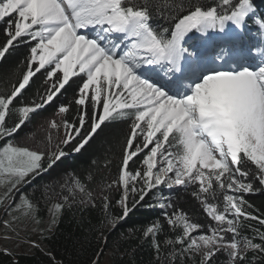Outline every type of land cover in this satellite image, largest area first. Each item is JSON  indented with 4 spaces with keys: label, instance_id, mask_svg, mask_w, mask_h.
Segmentation results:
<instances>
[{
    "label": "snow or ice",
    "instance_id": "obj_1",
    "mask_svg": "<svg viewBox=\"0 0 264 264\" xmlns=\"http://www.w3.org/2000/svg\"><path fill=\"white\" fill-rule=\"evenodd\" d=\"M249 23L262 39L245 45ZM0 34V65L28 45L22 69L0 74L6 233L18 236L16 225L28 221L39 235L27 243L43 251L71 212L86 243L102 242L89 261L99 264L111 232L167 186L190 191L210 220L206 230L168 202L162 220L121 233L113 254L135 237L151 242L152 264H218V256L224 264H264V212L245 198L264 195V12L256 0H0ZM42 71V91L24 99ZM80 74L86 78L71 99L18 139ZM117 119L130 123L114 178L95 174L110 169L108 157L102 167L93 160L83 172L52 175ZM46 255L48 264H64L51 249Z\"/></svg>",
    "mask_w": 264,
    "mask_h": 264
},
{
    "label": "trees",
    "instance_id": "obj_2",
    "mask_svg": "<svg viewBox=\"0 0 264 264\" xmlns=\"http://www.w3.org/2000/svg\"><path fill=\"white\" fill-rule=\"evenodd\" d=\"M256 3L259 10L264 12V0H256ZM246 33H252L255 39H262L259 36L257 29L251 25V23L247 25ZM2 40L3 35L0 34V41ZM27 48L28 45L26 43L17 45V47L8 55L3 64L0 65V74H9L16 70L17 66L20 65V62L23 60L24 55L27 52ZM22 67L23 66L20 65L21 69ZM43 77V71L37 74L32 81L31 87L24 93V99H32L38 88L42 91ZM79 85V81H70L69 86H66L67 91H63L53 105L46 106L44 110H41L38 114L34 115L31 122H29L22 129L18 139L24 137L45 118L50 117L58 104L62 102L67 103ZM75 115L76 112L73 107L72 111L67 115V118L71 121ZM129 123L130 121L120 119L106 122L105 125H102V129L98 130V134L95 139L90 143V145L86 146V149L83 150L82 153H71L67 159L63 160V162L55 168L52 175L54 176L66 168L75 169L77 172H83L90 167L93 160L99 161L102 167L104 158L108 157L112 160L110 169H105L103 171L97 169L95 170V174L98 180L101 176L114 178L117 174V166L119 164L120 146L127 134ZM130 167L135 170L139 167V164H131ZM47 179H49V176L37 178L35 184H40ZM29 190V187L25 188V191ZM165 190L166 188H160V192L162 194H165ZM153 193L146 196L145 200L130 213V216L125 221L121 222L120 225L109 235L108 246L104 248V251L109 250L111 255V264H152L154 257L153 251L150 247V241H140L135 237L130 238L127 241L120 240V251L115 254H113V245L114 242L119 240L121 233L127 235L129 230L142 229L154 220H162V211H172L170 208L162 210L157 208L152 200V198H154ZM169 193V195H164L165 197H168L165 200V204L171 202L177 208L186 213L192 222L204 225V229H202V231L206 230L210 220L206 217V214L203 213L199 202L191 196L190 191H185L181 188L173 189ZM113 196L116 199L119 198L116 193H113ZM245 198L249 200L260 212H264V195L253 194L247 195ZM116 212H119L118 208L116 209ZM45 214L46 212H42L41 216H44ZM79 219V215L74 217L71 212H65L59 222V226L53 230V239L43 242V251L34 249L32 254L11 253V255H5L3 249L0 248V264H13V260H15L17 264H48V256L46 253L49 249L55 253L58 260L62 259L64 264H89V261L94 258V255L99 250L102 242L98 244L95 239H92L91 244L86 243L83 240L82 229L77 223ZM95 220L96 214L93 213V223ZM251 223L255 224L254 221ZM165 232L172 235L166 224ZM248 234L251 235V233ZM135 235L138 236L139 232L137 231ZM161 239H163V236H161ZM217 260L218 264H224L223 257L218 256Z\"/></svg>",
    "mask_w": 264,
    "mask_h": 264
},
{
    "label": "rangeland",
    "instance_id": "obj_3",
    "mask_svg": "<svg viewBox=\"0 0 264 264\" xmlns=\"http://www.w3.org/2000/svg\"><path fill=\"white\" fill-rule=\"evenodd\" d=\"M245 39H247V42H243V44L247 45V44H256V42L258 41V39H254V36L248 34L247 38L245 36ZM242 39V40H245ZM257 47H260V45H257ZM259 57H257V61H258ZM254 63V62H253ZM86 78L83 76V74H80L79 76L76 77H72L71 81H79L80 84H82L83 79ZM163 188H166L165 190V194H162L159 191H155L154 190V198H152V200L154 201V205L161 209L160 207L161 204H165V200L166 198H168L167 196L165 197L164 195H169L170 191H172L173 189H169L167 186H162ZM169 193V194H168ZM163 197L164 199H160V197ZM0 217H3L4 219H7L6 216L3 215V211L0 210ZM43 217V223L40 225L41 228L46 227L47 226V222H48V214L46 213ZM33 225L28 222V221H23L19 224L16 225L17 228V232L19 233V235L17 236L15 233L12 232H5V229L2 225V223H0V248L2 249H8L10 253H14V254H32L34 252V248H31L29 246V244L27 243L28 240H37L38 239V233L33 231ZM5 235H7L8 237H10L9 239H5ZM44 247V244H41V248ZM99 264H111V255L109 250H106L103 252V255L99 258Z\"/></svg>",
    "mask_w": 264,
    "mask_h": 264
},
{
    "label": "bare ground",
    "instance_id": "obj_4",
    "mask_svg": "<svg viewBox=\"0 0 264 264\" xmlns=\"http://www.w3.org/2000/svg\"><path fill=\"white\" fill-rule=\"evenodd\" d=\"M254 63L257 62V61H253Z\"/></svg>",
    "mask_w": 264,
    "mask_h": 264
}]
</instances>
